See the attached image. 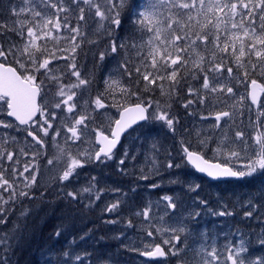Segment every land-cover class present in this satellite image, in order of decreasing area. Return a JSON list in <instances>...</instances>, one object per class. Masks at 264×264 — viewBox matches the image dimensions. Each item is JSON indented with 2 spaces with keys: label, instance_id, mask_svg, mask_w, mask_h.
I'll use <instances>...</instances> for the list:
<instances>
[{
  "label": "snow or ice",
  "instance_id": "1",
  "mask_svg": "<svg viewBox=\"0 0 264 264\" xmlns=\"http://www.w3.org/2000/svg\"><path fill=\"white\" fill-rule=\"evenodd\" d=\"M71 5L75 6L77 23L75 26L69 24L68 16H61V13H68L71 9L64 6V0H57L44 5L42 10L32 7L34 0H28L25 7H21L18 12L13 10L17 16L27 13L30 18L23 21H17V27L9 28L7 25L0 23V33L5 29L14 31L23 41L19 46L15 43L5 47L0 44V58L7 61L12 58V63L0 62V114L12 117L18 122L14 125L12 122L0 119V127L5 129L24 125L27 135L32 137L35 144L44 146V140L37 135L33 128L41 132L43 136H48L49 130L52 128L51 120L55 119V112L49 114V101L45 92L44 80L37 82V77L43 75L49 82H55L58 90L50 106L54 109H62L68 114L75 112L77 101L75 97L77 92L82 88L86 89L92 81L91 73L86 77L81 76V71L77 67L75 56L70 57L57 56L56 52H63L66 49L58 48L50 51L47 48V41H58V33L62 28H67L73 35L70 36L68 43L72 45L71 53H75L76 49L84 43L86 32L82 29L88 28V22L95 20L97 27L96 33L100 38L112 37L116 29L121 26V14L127 6L128 0H69ZM52 9L54 12L51 16L47 14V10ZM163 9V11H160ZM87 12V19H86ZM259 21V23H257ZM83 22V23H81ZM147 36V39H145ZM77 37L80 38L77 43ZM45 41L44 44L39 41ZM89 43L96 41L89 40ZM147 48L145 54L144 49ZM129 52L130 50L139 58L140 66L134 68L135 73L146 82L143 85L145 91H150L149 86H155L160 90L162 96L171 97L176 93L180 81L185 77L180 73L191 74L195 78L196 73L203 75L202 88L208 93H226L234 97L235 103L232 108L236 115H243L245 101H250L249 111L252 106L257 110V117L254 122L256 132L253 136L245 138L243 131H235L234 137L230 138L226 131L221 129V121L224 118L225 125L235 123L233 120V111H219L214 113L213 129H221L224 133L222 137L214 139L212 135L200 137L197 132V143L192 145L191 142L181 143L182 162H186L194 170L199 173L206 174L207 177L218 180L224 178L243 179L245 177H253L258 174L264 176V123L261 117H264V106L261 103V96H264V83H260L257 79H250L251 73H259L264 76V0H156L154 3L143 6L142 11L135 13L134 32L127 40H121L119 43L115 39H109L107 52L117 53ZM105 52L99 54V60L103 61ZM53 59L70 60L68 68L70 75L75 77V82L64 84L62 77L54 74V70L49 68ZM232 61V63H229ZM132 61L126 60L120 68L124 70L127 76L131 77L132 73L127 71L128 64ZM178 66V67H177ZM233 67L237 69L233 74ZM18 68L20 71H18ZM143 69V70H142ZM226 72L231 81L244 83L248 86L246 94L237 95L232 86L228 83H220L219 76ZM41 70H44L43 72ZM215 73L214 84H210L209 74ZM179 77V79H178ZM159 82V83H158ZM165 82H167V91H165ZM139 84V81L137 82ZM51 91V89H49ZM119 92L120 100H116V93ZM193 89L189 88L191 95ZM105 92L111 95L113 104L119 110V118L114 119L110 123L111 131L109 134L96 129L97 141L101 147L94 152L81 151L77 149V154L72 155L68 152L67 163L63 170L55 178L62 188L69 187L76 178L77 169L83 168L86 164L92 162L104 163L113 158L114 149L120 144L121 137L127 133L133 136L137 133L136 125L141 122H150L152 120L162 121L166 128L173 134L176 132L175 124L179 121L175 117H170L168 111L162 110L160 102L156 101V108L153 113L149 114V109L153 107V102L149 101L147 105L138 102L132 105L127 104L130 96L138 97V93L132 91L130 86L123 85L118 80L109 79L105 81ZM43 93V95H42ZM104 93L96 96L92 101L94 104L93 111L109 107L104 102ZM200 103H203L207 96L198 97ZM120 101H124L121 103ZM193 101L189 100L183 105L188 108ZM165 108H170V103L165 102ZM43 118L37 119V116ZM208 119V117H201ZM94 119L90 114L76 113L71 117L70 123L64 124L69 136H66L65 143L71 141L75 144L81 141L84 135V129L88 128L86 121ZM145 125H141L144 127ZM56 136L60 135L59 131L55 132ZM139 136H137V139ZM249 139L252 144H249ZM212 145H215L212 147ZM156 150V144L152 145ZM23 152V149H21ZM63 151V149L61 150ZM211 152L215 156L223 157L224 162H212L206 158V154ZM27 155V153H24ZM124 157H128L127 151L123 153ZM166 160L164 167L171 169L173 167L180 168L181 163H173L171 153ZM245 158L247 163L243 165V169H237L233 166L232 161ZM35 158V154L33 156ZM8 161L13 160V153L6 156ZM134 159V157H133ZM124 159L119 160V164L123 165ZM19 163V161H16ZM52 164V160L47 161ZM152 169L155 173L159 171V162L155 157L152 159ZM5 170H0V224L4 223L3 214L5 206L10 201H16L20 197H30L32 189L37 186V177L39 175V167L33 165H24L23 170L17 175V170H13V179L10 181L5 177ZM125 170L121 169L123 173ZM28 173V175H25ZM139 180H148L149 175L140 169ZM23 178V188L17 190L16 180ZM95 178H93L94 180ZM178 181H173L177 183ZM158 185L153 184L152 187ZM199 184H189L188 191H197ZM27 189V191H25ZM135 191V188L131 189ZM96 191L95 199H100L99 191L95 189L93 184L89 187L78 190V192L66 191L64 196L71 202H79L78 196L80 192ZM8 193L5 198L4 193ZM91 199V197H90ZM165 213L176 219L178 205H182V201L173 196H164ZM206 204V201H199ZM245 208L243 215L247 218H253L258 208H264V190L260 191L259 203L254 197H250L241 204ZM119 208V201L111 204L105 210L113 212ZM152 211L151 206L145 207L136 215L142 216L145 220L149 219ZM192 218L198 216V212L190 213ZM219 216L234 215L233 212L227 210L216 213ZM259 217H264V212L258 213ZM182 221V218H181ZM116 223V221H109ZM131 226V221H128ZM160 231V229H157ZM165 232H171L173 235L170 239L162 240L161 244H154L150 248L145 246V250L141 253L143 256L151 258H163L169 255L177 256L180 249L175 248V244L181 241V235L184 233L185 238L193 233V229L189 228L182 222L176 227L163 229ZM57 237L60 232L55 233ZM149 237L153 236L152 231H148ZM175 242V244L173 243ZM4 243L0 240V244ZM259 243L264 246V236L259 238ZM164 246H171L166 252ZM195 252L196 250L193 249ZM208 259H201L193 262V264H212L213 261L218 262L221 257L217 254L215 247L203 249ZM249 249L246 247L243 239L239 241V246H229L225 248V260L230 264H264V256L252 258L246 256ZM7 246L0 248V264H10L11 257L8 255ZM199 254V253H198ZM68 256V252L63 253ZM75 260L81 261L79 255L75 256ZM67 264V261L65 262Z\"/></svg>",
  "mask_w": 264,
  "mask_h": 264
},
{
  "label": "rangeland",
  "instance_id": "2",
  "mask_svg": "<svg viewBox=\"0 0 264 264\" xmlns=\"http://www.w3.org/2000/svg\"><path fill=\"white\" fill-rule=\"evenodd\" d=\"M5 1L6 0H0V15L3 14L2 16H0L1 23L7 25L8 27H13L11 25L18 26L16 24L17 21H23L25 19L30 18L27 13L17 16L15 12L13 11V10H16V12H18L21 7H25L26 4H28V0H22L21 4H19V2L15 0L14 5L12 6H8V4L5 5ZM52 2H55V1L52 0ZM131 2L132 0H128L127 5L129 6ZM47 3H48V0H34V3L30 6L35 7L37 10H42L44 8V5ZM64 6L70 8L71 10L68 13H61L60 15L61 16L67 15L68 21L70 20V17L72 18L75 17L74 18L75 20L76 15H77L76 10L74 12L75 7H73L70 3H64ZM53 12L54 10L52 9L47 10V14L49 16H51ZM5 15L11 17L12 19L11 21L13 24H9V22L5 19ZM85 15L87 19V12ZM257 23H259V21H257ZM69 24L72 25V22L69 21ZM72 26H75V25H72ZM94 26H95V20H90L88 22V28L82 29V31L86 32V37H85L86 43H89L88 42L89 40L98 42V41H105L106 39V37L100 38V35L96 33V28ZM57 35L59 37L58 41L50 40V44L54 45L56 42H62L63 44H66L68 43L70 36L73 34L70 33L67 28H62L61 31ZM145 39H147V36H145ZM0 40L3 42L5 41V38L3 37L2 34H0ZM15 40H19V39H17L15 35H11L7 41V46L13 43L19 46V44ZM89 44H94V43H89ZM107 53L109 56V62L105 63V65H102V67L104 68V72L101 70V83L105 86L106 80L113 79V80L120 81V83L124 85L126 82L124 78L122 79L119 76L117 77V79H114V72H115V76L119 75L118 67L120 64L118 63V58L111 55L110 52H107ZM66 57H69V55H66ZM57 68L60 69L58 71H64V72H59V73H63L64 74L63 76H65V78L62 79L64 84L75 82L76 78L70 75V72H69L70 70L68 68H64V66L61 64H58ZM235 69L236 68L233 67V71H235ZM85 72H86V68H84L83 72L81 73L82 77H86ZM250 74H255V73L250 72ZM214 75L216 74L215 73L211 74L212 77L209 79L210 84L216 83V81L213 80ZM219 82L228 83L229 86H232V87L234 86L233 81H231L230 78L225 73L219 76ZM86 89H90L89 86H87ZM177 89H183V92L188 90L182 87H179ZM198 89H203V88H198ZM193 93H195V91H193ZM86 94L87 93L85 89L84 91L79 90L77 92V96L75 97V101H77V107L75 109V112L77 110L86 111L90 108V104L88 100L84 97ZM242 94H245V92H243ZM210 95L214 99L213 101H216L219 98V92L210 93ZM203 96L205 95L200 94V97H203ZM53 99H58V98L54 96ZM172 99L173 100L176 99L175 94L173 95ZM224 99L226 103L227 98H224ZM186 109H187L186 110L187 114L183 116V122L181 123V131L185 137L193 140L195 145L197 143V136H196L197 132L200 134V137H204L205 135H212L214 133V139H215L216 137L223 136L224 133L221 131V129H223L224 131L229 130L228 136L230 138L234 137L231 131L232 123H229V125H225L224 123V120H227V118H224V120L221 121V129L212 128V125L215 122L214 113H216L217 111H214L212 101L210 100L209 97H207V99H205L204 102L201 103L200 105H197L196 103L193 102ZM223 111L225 110L223 109ZM75 112L72 113L71 115L74 116ZM242 112H243V115H240L239 118L242 119L243 122L246 121V115L252 114V115L257 116V110L256 108H254V106H252L251 111H249V104L247 103V101H245V105H244V108L242 109ZM78 113H80V111ZM105 113L108 115V117H110L107 111ZM64 114L66 115L65 111L62 109H60V111H57L55 113V119L51 120L52 128H55L53 124L58 118L63 117ZM201 117H208V119H202ZM261 118L264 120V117H261ZM0 119L7 121L6 117H4L3 114H0ZM40 119L42 120L43 118L40 117ZM248 119L255 121L254 117H248ZM105 122L108 123L109 121L105 120ZM69 126L71 125L69 124ZM61 127L64 130V135L60 134L59 136H56V137L63 142L64 144L63 146H68L69 148H72V150L63 149V151H61L62 149L57 143V141H56V145L52 143L51 137L49 135L46 136V138L44 139L43 148H41L40 145L35 144V142L31 143V138L27 135L26 131H19L18 132L19 138H17L16 140L13 139V141L23 146V152L21 151L19 153V150L13 151L14 153L13 161H17V160L20 161V164L15 163V166L18 169L17 175L19 174L20 171L23 170L24 165H29V167H32L33 165L38 166L39 175L37 177V184H39L42 180H45L50 184L48 185L44 182H41V183L46 186H51V188L49 189L47 193V200H46L45 205H49L53 201H56L57 208L60 207V209L58 212H54V216L58 215L66 219V220L64 219L65 221L60 220V221H63L62 223L63 226L62 225L54 226V230H57L60 228L58 231L67 232V234L65 235L66 243L63 244V246L59 250H56L55 252H53V254L49 253L47 262H45L44 264H65L66 261H67V264H76L75 261L69 262L67 260V256H64L59 253L63 250H66L69 253L70 259H74L76 255H79L78 251L80 249H82L80 253V257L82 258L83 264H144L142 260L143 255H141V253L145 250V246H148L150 248L154 244H161L162 240L164 239H170L173 233L171 232L166 233L165 231H163V229L176 227L178 225V222L176 220H172V221L169 220L168 218L169 215L166 214L164 210L165 201L163 199H156V205H157V208L159 209V212L152 210L149 214L148 220H145L140 215H136V213L141 212L146 207L141 200L139 203L134 201V203L129 207L128 210H125V211H120V210H123L125 206L129 203L130 197L127 196L126 194L132 191L131 190L133 189L132 182L134 180L137 185L136 187L137 190H140V188L142 187V191L140 193H141V196L143 195L146 196L145 200L150 197L149 195L150 182H152L153 184L156 183V185H158L157 189L164 190L167 188L168 185L166 181L163 180L162 178L153 179L155 174L152 169V159L153 157H155L158 162L159 160H158V156L152 155V154L157 153V151L159 150L157 149L153 150V148L151 150L146 149L145 146L141 145V141H142V137L145 140H147L144 143H148L151 140L156 141L158 140V137L160 135H162V138H165L166 136L168 139H171L172 137L176 135V132L175 134L171 133L166 128L165 125L160 126L159 122L154 123V124L151 122H148L144 126L147 129L140 128L138 132V136L140 139L139 141L137 140L132 141V142L128 141L127 144L124 142L123 144H120L118 148L116 147V150L114 149V154H113L112 159H114L115 169H116L117 174L131 181V183L126 187V191L123 190L121 186H118L117 189L111 188L113 178H110L108 175L103 173L107 167L101 171L102 173H100V171L97 173L104 180L103 182H101V188H100V190H103L104 192L103 193L104 205L101 208V211H103V214L101 216H104V218H108V221L101 223L100 221L97 222L95 220L93 224L94 229L97 228L99 231H96V232L100 236L103 237V233L105 232V228L109 224V221L117 220L115 219L116 217H119V219L123 220L120 224L122 227L120 233H118L114 229H111L108 231V233L113 237L115 244L117 245L115 247V254L119 260L118 261L107 260V262H103V261H99V256L97 255L95 256L94 254L102 250L101 240L96 239L95 237H91V236L89 237L88 240H85V237L90 230V228L86 225L85 207L88 201L94 202V201H97V199H95V197L91 195V192H80L78 196L79 202H76V203L71 202L68 198L64 196V192L66 191L78 192V190L80 189L89 187V185L92 184L91 180L93 178L94 171L91 172V176H89L88 178H85L82 175H79L77 172L76 178L73 180L72 184L67 188H62V186H60L57 180L55 179L60 174V172L63 170L65 164L68 162L66 154L68 152H71L72 155H76L77 149L84 151L86 148V142L82 139L81 141H77L75 144H73L71 141H68V143L66 144L65 138L66 136H69L70 133H67L64 126H61ZM98 127L99 128L104 127V123H101ZM243 127L244 126L242 125L241 128ZM32 130L35 132L37 131L36 128H33ZM50 130H49V133H50ZM4 131H5V128L0 127V166L6 163L5 159H6L7 154L9 153V149L7 148L9 144H7V138H6V134ZM41 134H42L41 132L38 133L39 136H41ZM168 144H169V147H171L172 142L169 141ZM249 144H252V143H249ZM214 146L215 145H212V147ZM38 151L41 152L42 156H47V159L43 161L42 165L39 164V161L37 159V154H36V157L33 158L34 156L33 154L38 153ZM125 151H127L128 153L127 158H125L123 155ZM24 153H27V155H25ZM48 159L52 160L53 163L47 164ZM120 159L125 160L123 165L119 164ZM175 159L176 158H173V160ZM131 162H134L136 167H134ZM143 167L146 168L144 173L149 175L150 177L148 180L138 179V177L141 174L140 169H142ZM121 169H124L125 171L122 173ZM25 175H28V173H25ZM5 177L9 179L10 181H12L13 171L11 172V174H5ZM22 181H23L22 177L19 180L15 181V184L18 185V189H17L18 191L20 188H23ZM54 181H56V183ZM25 191H27V189H25ZM140 193H139V196H140ZM4 196L5 198H7L8 193L5 192ZM36 199H39L38 195H36L35 198H33L32 196L22 197L23 206L18 210V212L29 215L30 213L29 210H33L34 208V205L32 204L31 201L36 200ZM117 201H119V208L122 205V208L120 210H118L117 212H112V213H109L108 211L105 210L107 207H110L111 204L116 203ZM198 210H199V207L197 204H195V202L187 205V211H188L187 219L183 218L182 222L185 225H187L189 228L193 229V233L187 236V240L185 236L181 237L180 242L186 247L192 246L189 252H192L196 255L194 256L195 261L200 260L201 256H203L204 259H208L206 253H203L202 250L215 247L217 250V254L221 257V259L218 262L213 261L212 264H226L225 255H224L226 246L225 244L223 246L221 245L224 242V239L228 236L229 232L235 231L236 224H239V225L246 224L245 220L247 217L244 216L240 218L239 216H236L237 219L239 220L237 223L233 224L232 222L230 223L229 220L230 218L231 219L235 218L234 215H232L231 217L230 215L219 216L216 214L215 216H212L206 212H203L202 216L200 217L201 218L200 233L197 235L198 227L192 223L193 220L197 218V216H195V218L193 219L190 213L198 212ZM70 215L72 217L69 219ZM9 216H10V213L8 212V206L6 205L3 218L5 219ZM109 218L111 219L109 220ZM129 220L131 221V226H129L128 224ZM133 220H135L136 231L138 233H135L133 231ZM14 221L15 220H13L12 223H10L9 225H5L2 228H0V240L2 238L1 237L2 230H7L9 232L13 231ZM22 221H25L23 217H22ZM240 221L242 223H240ZM23 224L17 227V230L25 231L22 228ZM221 227H224V230H221ZM77 228H82V231H77V230L74 231ZM155 228L160 229V231L155 232L154 230ZM148 231L153 232L152 237H149L147 235ZM160 232H163L164 234H161ZM20 234L22 235L21 232ZM236 234H237L236 243H230L228 244L227 247L233 246V245L238 247L239 241L241 239L244 240L245 245L247 247V241L245 237L243 236V232L237 231ZM48 235L49 237L54 236L51 233H48ZM207 235H209L211 239V243H212L211 246H208L206 242ZM3 241L4 243L0 244V248H3L5 246L8 247L9 242H10L9 239L6 236H3ZM189 241H192V243H190ZM95 242L98 243V247L96 250L94 247ZM84 244H85V247L88 246V249L84 247ZM162 246L164 247V245ZM28 247H29V243H23L20 249L25 250ZM169 247L171 246L169 245ZM103 248L107 249V246L104 245ZM193 249H195L196 251L194 252ZM132 253H136V254L131 256ZM246 254L247 253H245V255ZM185 259L187 260V257H185ZM159 260H162V259H159ZM170 261H172V263L170 264H182L179 261L175 262V259L173 257H171ZM77 264H81V263L78 262ZM153 264H168V261L167 260H163V262L155 261ZM227 264H230V262H227Z\"/></svg>",
  "mask_w": 264,
  "mask_h": 264
},
{
  "label": "trees",
  "instance_id": "3",
  "mask_svg": "<svg viewBox=\"0 0 264 264\" xmlns=\"http://www.w3.org/2000/svg\"><path fill=\"white\" fill-rule=\"evenodd\" d=\"M14 1L15 0H6L5 3L12 5V4H14ZM17 1L19 2V0H17ZM55 1L57 2V0H55ZM154 2H156V0H132L131 4L129 6L127 5L121 14V26H120V28L116 29L115 32L112 34V37H110V38L115 39L118 43L121 40H127L130 37V35H132L134 32V20H135V13H136V12H134L133 14H131L130 11H137L138 12V10H143L144 5L154 3ZM64 3H70V2L68 0H64ZM160 10H163V9H160ZM2 15H0V16H2ZM5 19L9 22V24H13L11 21L12 20L11 17L5 15ZM73 22H72V25H75L77 23V20L75 19V20H73ZM81 23H83V22H81ZM94 27L95 28L97 27L96 21H95ZM0 34H2L3 37L5 38L4 42L0 40V44H4L5 47H7V41L11 35H15V37H17L16 32H14V31L5 30L4 32H2ZM110 38L106 37L105 41H98L94 44L86 43L84 40V43L81 44L80 47L76 49V52L74 54L72 53V55H74L75 59L77 61H79L80 63H83L86 59H88L86 61L87 68L90 69L91 71L98 72L99 71L98 66L101 63L104 64V63L109 62V56H108L106 49L108 47V41ZM17 39H18V37H17ZM15 41L19 45L22 44V42L20 40H15ZM79 41H80V38L77 37V43H79ZM44 43H45V41L42 40L41 44H44ZM47 48L50 49L49 43H47ZM58 48L66 49V51H63V52L57 51L56 55H64V54L66 55L68 53H71L70 49L72 48V45L70 43H68L67 45H65V44L64 45L63 44H54L53 47L50 49V51H55ZM101 52H105V57H104L103 61L99 60V54ZM144 52H145V54L147 53V48L144 49ZM110 54L113 55L114 57L118 58L121 61L120 65L124 64L126 60L130 59L132 61L131 63L128 64L127 71L131 72L133 76H131V77L127 76L123 69H122L123 73L121 76L122 77L126 76L127 78L131 79V81L129 82V85H128L131 87V89H144L143 85L146 82H144L134 71L135 67L140 66V63L138 61L139 58L136 57L131 50L129 52L125 53V52H121L118 49L117 53H110ZM0 60H2V58ZM7 62L12 63V58L9 57ZM229 63H232V61H229ZM225 72H226V69H225ZM210 74H212V73H210ZM180 75L185 77L183 80L180 81V84H179L180 87H181V85L182 86H189V87H197L198 84L203 81V75L198 73V72L196 73L195 78H193V76L191 74H185L183 71L180 73ZM255 76L257 78V74H255ZM178 79H179V77H178ZM40 80H44V84L46 86L45 89H56L55 83L49 82L48 79H46L43 75H39L37 77V81L39 82ZM138 81H139V84L137 83ZM90 87L93 89V93L95 95H97L99 92V89L98 88L94 89L91 85H90ZM149 87L151 89H157L155 86H149ZM165 87H166V85H165ZM178 90H181V89H178ZM49 107H51L50 104H49ZM13 131H15V130H13ZM135 135H138V131ZM146 141L147 140L142 139L141 145L145 146V148H147V149H152L153 143L156 144V148L159 150H162L165 147L163 145V142L161 139H158L156 141L151 140L148 143H144ZM162 146H163V148H162ZM8 149H11L13 151H17V150L22 149V147L9 144ZM36 154H37V159L39 161V164L42 165L43 161H45L47 159V156H42L40 151H38V153H35V157H36ZM5 161H6V163H4L2 166H0V170L6 169L5 174H9V172L13 171L14 169L18 170L13 161H8L7 159H5ZM113 163H114V160L112 162L107 163V166L112 171H113ZM133 166H135V165L133 164ZM103 169L104 168L101 166L100 167V173H102L101 171ZM97 170L99 171V166H97ZM77 171H78L79 175H84L85 177L91 176V172L88 169L86 171H83V170H81V168H78ZM103 173L106 174V170H104ZM101 179H102V177L98 174L96 176V179H95L96 180L95 188L98 191L101 188ZM41 182H44L48 185L50 184L45 180H42ZM41 182L39 184H37V186L32 189V197L35 198L36 195H38L39 199L31 201L32 204L34 205V208H33V210H29V212H30L29 215L18 212V210L23 206V201L21 198H19L14 202L12 201L13 203L11 204L10 216L7 217L5 222L2 224V227H3L5 225H9L10 223H12L13 220H15L14 224H13L14 226H13L12 232H9L7 230L1 231L3 236H6L10 241L9 245H8V249H9L8 255L11 257L10 264H41L42 258L45 255H47L48 252L55 251L63 245V240H64L65 236L61 237V238H54V237H49L48 233L53 234L54 226L62 225L63 221L60 223V220H64L65 218L60 217L58 215H55L54 217H50L46 214L45 211L43 212L40 210V208H38L39 206L42 207L43 205L46 204L47 193H48L49 189L51 188V186H46V185L42 184ZM54 182L56 183V181H54ZM119 183L124 187L123 190L126 191V187L131 183V181L129 179H125V178L120 176L119 177ZM132 185H133V188H135V191H131L130 193L126 194L127 196L130 197V200L128 203L130 205H132L134 203V201L139 203L141 198H142L139 196L140 190L136 189L137 185H136L135 180L132 182ZM208 192H211V191L208 190ZM164 196H166L165 193L161 192L159 194V199H163ZM128 204L125 206V208H128V206H129ZM45 206L51 211L55 210V212H58L60 209V207L57 208V202L56 201H53L51 204L45 205ZM181 206H184L185 208H187V206L184 205L183 202H182V205L178 206V208H180ZM121 208H122V205L119 208V210ZM154 210L158 212L157 208ZM85 212H86V225L90 228V230L87 234L88 235L87 240H88L89 237L93 233H95L96 231H99L97 228L94 229L93 224H94L95 220L97 221V215L99 214L100 210L97 209L96 205H89L88 208L85 207ZM175 215H176L175 220L178 222L177 212ZM22 217L24 218L25 221H22ZM71 217L72 216L70 215L69 219ZM168 218L170 221L174 220L170 215ZM116 219H117V220H115L116 223H109L106 226L105 232L103 233V238L100 239L101 243H102V250L94 253L95 256L96 255L99 256V261L107 262V260H113V261L119 260L115 254V247L117 245L115 244L113 237L108 233V231L111 229H114L115 231L120 233L121 228H122L120 224L123 220L119 219V217ZM22 224H23L22 228L25 231L17 230V227L21 226ZM76 230L82 231V228H77L74 231H76ZM20 232L22 233V235L20 234ZM199 233H200V228H198L197 235ZM181 234L185 235L184 233H181ZM96 235H98V234H96ZM23 243H29V247L26 248L25 250L20 249V247ZM207 244H208V246H211L210 237L207 238ZM104 245L107 246V249L103 248ZM94 247L96 250L98 247L97 242L94 243ZM85 248L88 249V246ZM251 257L252 258H258L256 256H251Z\"/></svg>",
  "mask_w": 264,
  "mask_h": 264
},
{
  "label": "water",
  "instance_id": "4",
  "mask_svg": "<svg viewBox=\"0 0 264 264\" xmlns=\"http://www.w3.org/2000/svg\"><path fill=\"white\" fill-rule=\"evenodd\" d=\"M13 66V65H12ZM258 82H260V81H258ZM261 83V82H260ZM12 118V117H11ZM14 119V118H13ZM200 174H202V173H200ZM202 175H204V176H206L207 177V175L206 174H202ZM207 178H209V177H207ZM210 180H213V181H221V180H238V179H235V178H224V179H218V180H214V179H211V178H209Z\"/></svg>",
  "mask_w": 264,
  "mask_h": 264
},
{
  "label": "bare ground",
  "instance_id": "5",
  "mask_svg": "<svg viewBox=\"0 0 264 264\" xmlns=\"http://www.w3.org/2000/svg\"><path fill=\"white\" fill-rule=\"evenodd\" d=\"M1 62V61H0Z\"/></svg>",
  "mask_w": 264,
  "mask_h": 264
}]
</instances>
